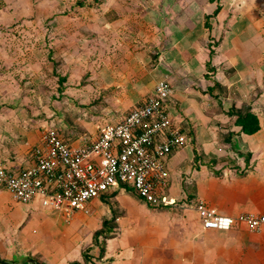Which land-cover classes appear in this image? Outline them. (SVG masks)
I'll list each match as a JSON object with an SVG mask.
<instances>
[{
    "label": "crops",
    "instance_id": "1",
    "mask_svg": "<svg viewBox=\"0 0 264 264\" xmlns=\"http://www.w3.org/2000/svg\"><path fill=\"white\" fill-rule=\"evenodd\" d=\"M162 80L181 135L162 203L118 183L68 213L0 183V264H264V227L199 214L264 212V0H0V168L34 166L47 130L91 145Z\"/></svg>",
    "mask_w": 264,
    "mask_h": 264
},
{
    "label": "built area",
    "instance_id": "2",
    "mask_svg": "<svg viewBox=\"0 0 264 264\" xmlns=\"http://www.w3.org/2000/svg\"><path fill=\"white\" fill-rule=\"evenodd\" d=\"M173 92L169 82L160 81L151 96L119 121L105 124L96 141L86 147L69 146L47 130L44 144L33 150L35 165L21 172L0 168V183L21 202L42 195L43 206L68 213L86 209L88 200L118 183L131 184L142 199L159 205V190L168 178L166 159L181 144L165 108ZM199 214L205 229L228 230L242 224L258 232L264 227V212L233 217L200 206Z\"/></svg>",
    "mask_w": 264,
    "mask_h": 264
},
{
    "label": "trees",
    "instance_id": "3",
    "mask_svg": "<svg viewBox=\"0 0 264 264\" xmlns=\"http://www.w3.org/2000/svg\"><path fill=\"white\" fill-rule=\"evenodd\" d=\"M84 1H86V0H79L80 5H83ZM210 1L211 2H214V1L220 2L221 0H210ZM209 19H210L209 16H207L206 17V21H205V25L210 30L211 29V26L209 25ZM212 53H213V50H212ZM245 117L254 120V117L252 115H250V114L245 115ZM239 123H241V122L239 121ZM241 126H242V128H243V130H244L245 133H253L255 131V129L257 128V125H255L252 128H249V127H247V125L245 123H242ZM196 160H199V156L197 157V152H196ZM213 163H215V164L216 163L217 164H222V166H223L224 164L227 163V158L219 159V160H214ZM242 174H245V171H243ZM134 190L137 191L136 189H134ZM100 233H101V231L96 232V235H95V238L96 239L98 238V236H99Z\"/></svg>",
    "mask_w": 264,
    "mask_h": 264
},
{
    "label": "rangeland",
    "instance_id": "4",
    "mask_svg": "<svg viewBox=\"0 0 264 264\" xmlns=\"http://www.w3.org/2000/svg\"><path fill=\"white\" fill-rule=\"evenodd\" d=\"M90 1H93V0H90Z\"/></svg>",
    "mask_w": 264,
    "mask_h": 264
}]
</instances>
